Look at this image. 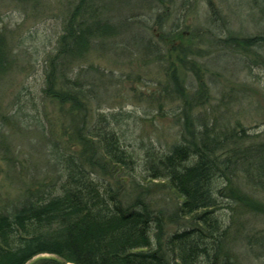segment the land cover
Segmentation results:
<instances>
[{
    "label": "trees",
    "instance_id": "trees-1",
    "mask_svg": "<svg viewBox=\"0 0 264 264\" xmlns=\"http://www.w3.org/2000/svg\"><path fill=\"white\" fill-rule=\"evenodd\" d=\"M101 1L78 0L70 9L45 78V96L71 104L77 114L71 140L78 149L61 154L54 140L53 154L63 169L58 193L45 192L49 196L0 213V264H237L229 241L237 219L264 217V140H252L239 122L196 114L208 103L207 91L201 87L189 99L172 64L173 94L183 100L182 129L166 151L142 144V157L131 150L115 116L99 115L90 126L83 88L64 77L62 89L58 81L61 68L83 60L94 41L117 34L116 26L100 15L108 0ZM207 1L212 8V0ZM253 1L264 18V0ZM132 18L122 24L130 31L138 23ZM177 30L170 29L162 41L171 43ZM221 42L248 53L253 64L264 68V31ZM8 65L0 36V77ZM120 172L124 179L111 181ZM154 184L176 199L174 214L155 207ZM171 216L189 226L169 235ZM240 238L264 264V232H241Z\"/></svg>",
    "mask_w": 264,
    "mask_h": 264
},
{
    "label": "rangeland",
    "instance_id": "rangeland-1",
    "mask_svg": "<svg viewBox=\"0 0 264 264\" xmlns=\"http://www.w3.org/2000/svg\"><path fill=\"white\" fill-rule=\"evenodd\" d=\"M77 2L0 0V36L9 58L0 77V213H12L27 199L49 196L45 192L58 193L63 169L53 154L54 140L61 154L78 149L71 140L77 123L71 104H58L44 94L49 63ZM212 4L108 0L100 15L116 26L117 34L94 41L83 60L63 66L58 87L66 89L64 77L79 83L90 126L99 115L115 116L120 122L117 130L125 133L131 150L139 152L144 144L166 151L180 139L182 129L183 100L173 94L172 64L189 99L201 87L207 91L208 103L196 114L207 112L231 125L239 122L252 140H264V68L253 64L248 53L221 42L230 36L261 34L264 18L253 0ZM130 17L138 22L131 31L122 25ZM172 28L178 30L166 44L161 36ZM173 49L177 50L171 54ZM178 55L187 64H181ZM113 176V182L125 177L123 172ZM151 187L155 207L174 214L176 199L155 184ZM172 217L166 226L169 235L189 226ZM249 231L263 233L264 217L237 219L230 234L231 251L237 264H263L241 241V232Z\"/></svg>",
    "mask_w": 264,
    "mask_h": 264
}]
</instances>
